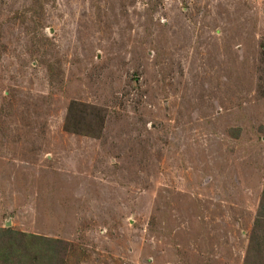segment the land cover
Here are the masks:
<instances>
[{
	"label": "rangeland",
	"instance_id": "obj_1",
	"mask_svg": "<svg viewBox=\"0 0 264 264\" xmlns=\"http://www.w3.org/2000/svg\"><path fill=\"white\" fill-rule=\"evenodd\" d=\"M263 187L264 0H0V227L243 264Z\"/></svg>",
	"mask_w": 264,
	"mask_h": 264
},
{
	"label": "trees",
	"instance_id": "obj_2",
	"mask_svg": "<svg viewBox=\"0 0 264 264\" xmlns=\"http://www.w3.org/2000/svg\"><path fill=\"white\" fill-rule=\"evenodd\" d=\"M80 104L78 101L71 102L66 129L96 136L89 131L86 110L81 112L76 108ZM62 242L59 238L0 227V264H64V258L59 259ZM243 264H264V187Z\"/></svg>",
	"mask_w": 264,
	"mask_h": 264
},
{
	"label": "water",
	"instance_id": "obj_3",
	"mask_svg": "<svg viewBox=\"0 0 264 264\" xmlns=\"http://www.w3.org/2000/svg\"><path fill=\"white\" fill-rule=\"evenodd\" d=\"M6 225L9 226V225H10V222L7 221V222H6Z\"/></svg>",
	"mask_w": 264,
	"mask_h": 264
},
{
	"label": "crops",
	"instance_id": "obj_4",
	"mask_svg": "<svg viewBox=\"0 0 264 264\" xmlns=\"http://www.w3.org/2000/svg\"><path fill=\"white\" fill-rule=\"evenodd\" d=\"M7 227H9V226H7ZM11 227V226H10Z\"/></svg>",
	"mask_w": 264,
	"mask_h": 264
}]
</instances>
